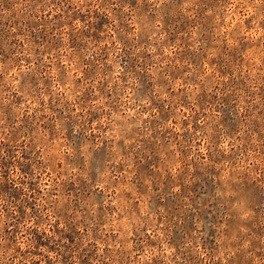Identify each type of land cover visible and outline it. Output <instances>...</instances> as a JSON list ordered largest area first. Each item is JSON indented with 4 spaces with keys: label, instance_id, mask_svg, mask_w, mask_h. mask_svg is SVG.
<instances>
[{
    "label": "rangeland",
    "instance_id": "374dc122",
    "mask_svg": "<svg viewBox=\"0 0 264 264\" xmlns=\"http://www.w3.org/2000/svg\"><path fill=\"white\" fill-rule=\"evenodd\" d=\"M0 264H264V0H0Z\"/></svg>",
    "mask_w": 264,
    "mask_h": 264
}]
</instances>
